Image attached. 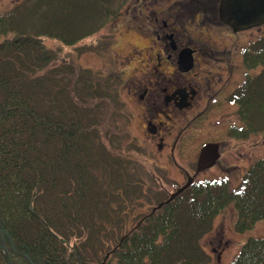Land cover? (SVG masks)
<instances>
[{
  "label": "trees",
  "instance_id": "1",
  "mask_svg": "<svg viewBox=\"0 0 264 264\" xmlns=\"http://www.w3.org/2000/svg\"><path fill=\"white\" fill-rule=\"evenodd\" d=\"M126 2L20 0L0 11V229L14 264H210L202 241L226 207L238 233L264 221L263 157L237 186L199 178L129 228V210L158 197L156 179L112 151L102 105H81L95 90L53 69L47 44L75 45ZM252 46L244 62L259 71L243 84V123L232 130L244 138L264 131V36ZM0 264H8L1 247ZM230 264H264V236L248 237Z\"/></svg>",
  "mask_w": 264,
  "mask_h": 264
},
{
  "label": "flooded vegetation",
  "instance_id": "2",
  "mask_svg": "<svg viewBox=\"0 0 264 264\" xmlns=\"http://www.w3.org/2000/svg\"><path fill=\"white\" fill-rule=\"evenodd\" d=\"M222 1L127 0L114 19L134 24L128 29L133 27L138 33L139 42L130 43L128 55L138 58L139 64L122 78L123 83L128 81V101L139 113L128 112L137 126V137L155 144L161 156H170L193 181L202 171L197 173L194 161L196 170L191 174L184 162L197 151L195 132L216 131L219 137L204 140L200 147L218 143L221 155L227 143L219 139L223 134L243 139L240 131L238 135L232 130L242 126L238 110L243 84L259 71L248 68L244 60L247 46L258 44L256 35L264 24L235 29L221 19ZM121 106L127 115L125 100ZM221 155L207 170L218 165Z\"/></svg>",
  "mask_w": 264,
  "mask_h": 264
},
{
  "label": "rangeland",
  "instance_id": "3",
  "mask_svg": "<svg viewBox=\"0 0 264 264\" xmlns=\"http://www.w3.org/2000/svg\"><path fill=\"white\" fill-rule=\"evenodd\" d=\"M18 1L20 0H0V11L9 8ZM132 25L134 24L127 23L125 19L123 21L119 19L117 23L111 20L108 26L100 28L94 34L72 46L47 39L48 46L54 49L57 55L53 69L65 67L67 71L73 73L71 76L73 81L82 75V81L85 80L87 83L79 84V89L89 87L90 90H95V98L90 96L80 104L89 108L102 105L100 107L103 108V115L100 122H103V125L100 130L102 133L107 132L108 140L105 139L110 146H113L112 151L123 153L132 162L141 165L148 176H153L156 179L155 192L158 197H155L154 193L150 194L148 198L144 199L143 206H138L132 215L128 209L129 228L140 223L144 216L161 207L160 203H166L171 195L188 181L187 176L175 166L170 156H161L156 145H150L144 136L141 138L142 141H139L135 121L134 119L129 120L131 115L128 112L133 115L134 112L136 115L139 114L133 103L128 101L127 92L130 93L126 86L128 81L124 80L123 83L122 80L123 77L124 79L127 77V73L132 74L131 70L137 65V61L139 64L138 58L131 59V56L128 55L129 49L132 48L130 43L139 42L137 41L138 33L133 27L128 29ZM256 36L259 42L260 38L264 36V28ZM254 38L256 39L255 36ZM247 48H250V44ZM66 75L69 77L68 74ZM123 100L128 106L127 111L124 112L128 116L123 114L124 108L122 109L121 106ZM215 132L209 133L207 130L204 134L195 132L194 143L197 151L195 156H191L190 159L186 158L184 162V165L190 168L191 174L195 173L194 161L198 162L200 149L202 150L205 145L200 147V144H203V141L208 138H218L219 136L214 135ZM248 135L246 138L240 137L243 139L234 140L230 139L228 135L229 138H225L223 134L219 139L225 140L227 143L225 142L226 144L223 145L220 162L214 169L202 171L194 181L199 178L213 181L228 179L230 185L237 186L249 167L256 160L264 157V131ZM143 145L152 151L151 154ZM228 148L231 151L226 150ZM180 160L178 158V161ZM234 221V208L228 206L215 217L213 229L203 238L202 243L212 256L210 264H230L248 237L264 236V221L243 233L234 230Z\"/></svg>",
  "mask_w": 264,
  "mask_h": 264
},
{
  "label": "water",
  "instance_id": "4",
  "mask_svg": "<svg viewBox=\"0 0 264 264\" xmlns=\"http://www.w3.org/2000/svg\"><path fill=\"white\" fill-rule=\"evenodd\" d=\"M220 12L221 19L232 25L235 29H247L264 24V0H223ZM220 155L218 143L205 144L198 158L197 173L214 166ZM192 181V177H189L188 181L178 188L166 203L175 199L183 190L191 185ZM164 203H160L159 206H162ZM0 234L2 240L0 247L6 254V261L8 264H14L9 249L5 244L6 237L10 238V235L4 228L0 229ZM24 254L33 263L29 255L27 253Z\"/></svg>",
  "mask_w": 264,
  "mask_h": 264
}]
</instances>
